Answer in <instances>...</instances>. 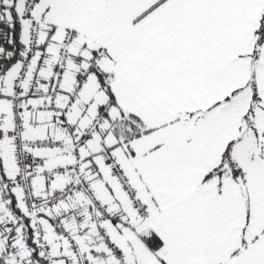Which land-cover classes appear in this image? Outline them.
I'll use <instances>...</instances> for the list:
<instances>
[{"label":"crops","instance_id":"crops-1","mask_svg":"<svg viewBox=\"0 0 264 264\" xmlns=\"http://www.w3.org/2000/svg\"><path fill=\"white\" fill-rule=\"evenodd\" d=\"M33 16L43 31L55 27V36L76 32L80 43L70 49L77 55L101 47L100 68L109 75V92L93 72L77 92L72 67L61 100V106L72 102L70 113L58 120L33 112L50 103L45 92L58 68L57 50H40L21 92L25 136L48 134L63 139L64 147L40 151L38 196L77 180L49 171L73 162L78 145L82 177L119 215L105 229L130 264H264V0H38ZM12 79L13 69L0 77L6 101L0 102V171L21 207L3 135L10 127ZM107 99L114 118L137 116L146 132L125 141L105 119L97 136L78 143ZM104 141L129 172L148 214L132 209L109 175L99 155ZM92 213L91 201L80 195L51 210L45 224L64 220L91 264H118V251L89 219ZM51 242L50 264H75L62 240L51 236Z\"/></svg>","mask_w":264,"mask_h":264},{"label":"built area","instance_id":"built-area-1","mask_svg":"<svg viewBox=\"0 0 264 264\" xmlns=\"http://www.w3.org/2000/svg\"><path fill=\"white\" fill-rule=\"evenodd\" d=\"M9 0H0V11L2 7L7 5ZM38 7V0H26L21 6V15L27 21L24 23V44L29 58L20 62L18 66L13 68L12 88L13 93L7 98L9 100V121L10 127L3 131V135L10 143L11 155L16 167V176L14 178V192L19 193L23 215L17 214L12 203L6 199V191L4 186L3 175L0 172V198L3 201V210L6 217L12 219L16 228L21 232V243L23 244V256L28 257L29 264H39L35 261L34 256L27 246V228L30 226L35 235L38 237L41 247L40 255L45 259L52 260L53 244L51 236H55L63 241L69 254L75 261V264H91L88 254L82 250L76 243L75 231L62 219H57L50 227L45 224V219L49 212L55 208L65 205L70 200L80 195H86L92 203L93 213L89 219L96 222L102 230L103 238L118 251V264H130L126 256L120 253L121 249L114 242L112 237L106 232V226L112 222L119 220V215L113 211L106 203L101 200L93 189V186L86 183L82 177L83 155L78 145L75 149V159L64 165H55L49 171L50 175L65 173L74 174L77 180H69L63 186L52 188L50 194L46 198L38 196L36 177L43 169V161L39 156L40 151L46 150L55 152L64 147V140L54 139L50 135H41L36 138H28L25 136V124L23 121V113L25 106L22 102L21 92L25 88L28 74L32 69L35 59L40 54L39 46L44 37V24L40 19L33 16L34 10ZM24 20V21H25ZM59 46L56 51L57 70L51 73V82L46 88L45 94L49 97L50 103L47 105L33 108V112L52 113L60 120L65 114H69L72 108V102H68L65 106H61L62 93L69 81V73H74L78 80L75 85L77 92H82L92 74L90 65L100 66L104 61V50L97 46L87 55L83 56L85 63L77 66L74 63L73 55L75 53L70 49L72 44H79L80 39L76 32L64 30L57 38ZM75 67L72 72L70 68ZM78 68L77 71H75ZM104 109L108 112L113 110L111 100L107 99L103 102ZM104 117L101 112H96L95 119L91 120L84 127V134L78 143H87L89 138L97 136L98 126L102 125ZM110 144L106 141L101 143L100 157L106 163L109 175L116 178L119 185L126 192L127 200L135 211L141 215L148 214V208L144 199L135 191L132 185L129 172L123 166L122 162L117 160L110 149ZM29 220V222H27ZM22 258V255H16V260Z\"/></svg>","mask_w":264,"mask_h":264},{"label":"trees","instance_id":"trees-1","mask_svg":"<svg viewBox=\"0 0 264 264\" xmlns=\"http://www.w3.org/2000/svg\"><path fill=\"white\" fill-rule=\"evenodd\" d=\"M19 3L20 0H9V3L3 6L2 10L0 11V77L8 74L14 67H16L17 64L29 58L24 44L23 30L25 18L21 15L20 8H18ZM4 10H7V12ZM46 32L44 30V37L39 46L40 50H47V48H49L50 44L53 42L59 44L58 40L56 41L55 38L59 37V35L55 36V27H52ZM85 45L86 44H84V46ZM39 56L40 54L35 59V61L39 58ZM73 56L74 63L77 66L85 63L84 57L80 54H75ZM90 69L97 75L98 79L100 80L101 87L105 91L109 92L108 73L103 71L100 66H94L93 64L90 65ZM77 70L78 68L75 71ZM113 111L114 105L111 112L106 111L103 106L100 112L102 113L104 120L107 119L108 121H110V127H112L110 130L113 132L116 130L115 134H117L116 136H118L119 139L121 137L125 138V141H129L135 137H139L146 132L142 131L141 127L139 126L140 120L137 116L122 112L119 116L115 114L114 118L112 116ZM0 172L3 175L4 181H7L8 179L4 177V173L2 171ZM4 188L6 191V199H8L12 203L14 211L19 215H23L16 195L11 191V186H9V184L7 183ZM1 201L3 202L5 200L0 198V202ZM2 211L3 213H0V215H2L0 217V240L4 244H0V264H29L27 262L28 257L23 256L24 251L22 249L21 243H16L18 237L22 236L21 232L16 228L15 223L12 221V219L6 217L4 210ZM27 222H29V220H27ZM7 226H10L9 229L7 228ZM27 237V246L30 247V250L32 249L31 252L35 258V261L39 264H50V259H45L40 255L41 247L39 245L38 237L35 235V232L30 226H28L27 228ZM16 255H22V258L16 260Z\"/></svg>","mask_w":264,"mask_h":264},{"label":"rangeland","instance_id":"rangeland-1","mask_svg":"<svg viewBox=\"0 0 264 264\" xmlns=\"http://www.w3.org/2000/svg\"><path fill=\"white\" fill-rule=\"evenodd\" d=\"M58 45H59V44H57L56 42H53V43L50 44L49 48H50L51 50H56L57 47H58ZM5 80H7V78H5ZM5 82H6V81H5ZM5 84H6V83H5ZM4 88H5V85H4ZM3 100H4V101H3ZM3 100H2V98H1V96H0V102H1V101L6 102L5 99H3ZM1 104H2V102H1ZM1 107H3V106L0 105V108H1ZM4 109H5V107H4ZM21 206H22V203H21ZM2 210H3V202L1 201V202H0V213H3ZM1 216H2V215H0V217H1ZM9 227H10V226H7L8 229H9ZM0 244L3 245L4 243H2V241L0 240Z\"/></svg>","mask_w":264,"mask_h":264},{"label":"water","instance_id":"water-1","mask_svg":"<svg viewBox=\"0 0 264 264\" xmlns=\"http://www.w3.org/2000/svg\"><path fill=\"white\" fill-rule=\"evenodd\" d=\"M245 128H246V126H245ZM245 128L243 129L242 132L245 131ZM238 181H239L240 185H241L242 188H243L244 194L246 195V194H247V188H246V185H245V182H244L243 178H242L241 176H239V177H238Z\"/></svg>","mask_w":264,"mask_h":264}]
</instances>
